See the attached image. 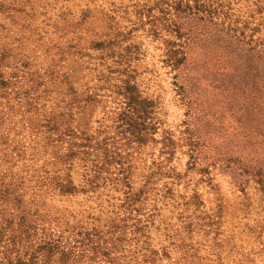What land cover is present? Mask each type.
Returning <instances> with one entry per match:
<instances>
[{"label": "rangeland", "instance_id": "rangeland-1", "mask_svg": "<svg viewBox=\"0 0 264 264\" xmlns=\"http://www.w3.org/2000/svg\"><path fill=\"white\" fill-rule=\"evenodd\" d=\"M258 165L264 0H0V264H264Z\"/></svg>", "mask_w": 264, "mask_h": 264}, {"label": "trees", "instance_id": "trees-1", "mask_svg": "<svg viewBox=\"0 0 264 264\" xmlns=\"http://www.w3.org/2000/svg\"><path fill=\"white\" fill-rule=\"evenodd\" d=\"M181 52V51H180ZM185 59V56H181V57H178V62L179 63H182V60H184ZM135 108V107H134ZM136 109V108H135ZM145 121V120H144ZM142 121H136L135 123H131V125H133V126H135V127H139V125H141L142 123H141ZM259 167H257V169H256V171L254 170L253 171V169L251 170V169H249V168H247L246 166L244 167L245 169L243 170V172L242 173H248V172H252V175H254V177L260 182V183H262L263 185H264V166H262V165H258ZM245 175H248V174H245ZM23 222H25L26 223V221H24L23 220ZM26 224H28V225H30V223H26Z\"/></svg>", "mask_w": 264, "mask_h": 264}]
</instances>
